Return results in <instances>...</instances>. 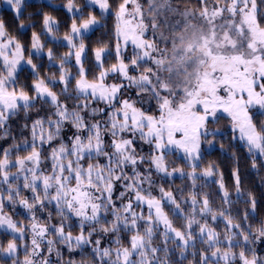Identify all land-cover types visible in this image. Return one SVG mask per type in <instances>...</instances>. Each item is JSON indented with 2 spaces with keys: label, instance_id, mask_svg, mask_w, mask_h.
I'll return each instance as SVG.
<instances>
[{
  "label": "snow or ice",
  "instance_id": "6c2138e0",
  "mask_svg": "<svg viewBox=\"0 0 264 264\" xmlns=\"http://www.w3.org/2000/svg\"><path fill=\"white\" fill-rule=\"evenodd\" d=\"M172 2L165 0V11L179 13L178 8L170 7ZM3 3L16 20L23 19L25 0ZM88 5L101 13L109 12L111 7L110 0H87ZM199 5L200 19L216 49L208 45L203 62L211 59L213 71L197 73L194 84L179 88L170 87L155 70L159 64L155 32L160 27L155 0H147V9L140 0H120L114 13L116 62L106 68L108 45L96 47L92 67L98 75L91 79L90 70L84 66V34L100 21L93 14L83 17L75 0H67L65 5L73 18L70 31L63 37L68 52L59 57L58 79L55 75L40 77V66L34 63L44 54L43 33L32 32V52L25 59V45L0 19V139L8 137L9 121L20 112L24 113V129L31 137H24L23 144L0 150V233L8 237L6 244L0 240V264H62L59 246L69 253H84L90 248L87 256L91 264H183L189 249H193V264H197V255L198 264H264V257L248 247L253 240L259 242L264 237V224L256 228L253 237L252 226H246L251 215L247 209L242 220L238 219L239 213L232 212L233 205L242 201L238 166L232 172L236 200L222 173L213 181L218 186L219 209L212 206L208 193L197 189L199 180L207 186L208 180L217 175L211 164L201 171L200 162L203 145L214 148L216 139L224 134L212 127L222 118L219 113L229 118L233 138L246 148L252 168L264 162V123L256 124L250 114L255 107L264 110V25L258 22L256 0H199ZM146 12L154 17L150 26ZM42 22L44 33L55 40L57 21L45 14ZM24 27L21 23L20 29ZM149 29L152 38L148 37ZM203 38L208 41L207 35ZM129 47L132 56L127 61L124 51ZM46 56L50 63L57 59L51 48ZM73 58L75 65L71 64ZM141 68L139 75L130 74ZM29 70L31 85L18 86L19 73ZM110 77L118 82L108 83ZM168 79L170 82L171 75ZM56 87L59 92L54 90ZM131 88L136 89V97L123 98ZM145 96L147 110L143 106ZM68 100L79 103L70 108ZM152 101L156 109L149 114ZM38 102L48 105L51 111L37 115L29 126L30 111L42 110L37 108ZM97 104L105 107H95ZM66 125L74 129L67 140L62 135ZM106 136L111 140L106 141ZM137 139L150 146L147 158L137 154ZM45 145L50 148L47 156ZM21 151L27 154H17L13 160L14 152ZM176 153L181 154L187 172L176 167L169 170L167 156ZM143 164L147 167L142 171ZM177 174L190 181L186 198L184 189L177 194L163 186ZM118 182L122 191L114 199ZM25 192L31 195H23ZM243 202L255 212L256 201L251 194ZM53 208L58 222H53ZM17 209L23 210L17 214L24 215L27 226L14 218ZM176 219L183 221L179 228L174 224ZM218 224H223V237ZM74 228L79 229L76 235ZM98 231L112 235L107 247L102 246L103 236L93 240ZM122 234L129 237L126 243ZM197 244L202 245L199 252ZM236 248L239 253L234 251ZM53 253L56 260L52 259ZM177 253L180 260L174 261L172 257ZM68 264L76 261L70 259Z\"/></svg>",
  "mask_w": 264,
  "mask_h": 264
},
{
  "label": "trees",
  "instance_id": "16d2710c",
  "mask_svg": "<svg viewBox=\"0 0 264 264\" xmlns=\"http://www.w3.org/2000/svg\"><path fill=\"white\" fill-rule=\"evenodd\" d=\"M61 1L60 5L66 4L67 0H52L51 2H58ZM211 2H215V0H211ZM120 3V0H110V13H108L105 17H102L99 12L96 10L93 11L92 8L86 7L84 0H75V5L80 6V9L83 11V17H87L89 14L96 15L97 18L101 21V24L95 28L93 31H91L89 34L84 35V43L86 45V60H85V68L89 69V79H91L93 76L98 75V72L92 67L95 63L94 57H93V50L96 47L108 45V55L106 56V59L104 61L105 67H110L113 63L116 62L115 59V40L113 38V29L115 24V16L114 13L116 11V7ZM155 3L158 4L156 6L157 9H162L161 5H166L165 0H155ZM177 8H188L191 9L194 12L200 11V5L199 0H173L171 3ZM257 8H258V22H260L262 25H264V0H256ZM47 14L53 17L55 21H57V28L58 31L54 33L59 38H63L65 34L69 32L70 25L72 23V18L69 16L64 9L61 7H55L53 4H46V3H26V6L23 10V19L22 20H16L14 18V14L11 13L7 9H0V19H3L4 23L7 25L8 30L11 34L17 35L18 38L21 40V42L25 45V59L28 57V53H30V43H31V34L32 32L36 33H43L42 30V19L43 16ZM159 16H163L159 13ZM149 19H153V14L148 15ZM80 22V21H77ZM21 23L24 24V29H20ZM23 34H20V33ZM41 42L44 44V50H48L51 48L53 50V53L57 59H54L55 61L50 63L45 56H40L37 59H34V63L39 65V75L42 78H51L53 75L56 76L58 79L59 72H58V65L60 63L59 57H62L65 55V53L68 52V48L66 45H63L61 42H55L48 40L46 37V34L43 33L41 36ZM71 64L74 65L71 61ZM72 71V74L75 75L76 69L72 67L70 69ZM27 83L28 85H31L32 83V74L29 71H21L19 73V80H18V86L21 84ZM75 81L73 80V85ZM55 91L59 92L60 88L56 87L54 89ZM31 94V93H30ZM61 101H64V97H61ZM68 106L71 108L74 104L79 103L78 101L74 100H68L66 101ZM95 107H105L103 104H97L94 105ZM37 108H42L40 112H37L36 109H32L29 113V126L31 123V120L36 118L37 115H47L51 109L48 105H41L39 102L37 103ZM147 110V109H145ZM150 113H155V109H152ZM264 115L259 114L254 117V122L256 124H261L262 118ZM99 119V117H97ZM106 119V117H105ZM24 123H25V116L23 112H20L17 117H14L11 121H9L10 126V132L7 138L0 139V150L6 149L9 147H14L17 144H23L24 137H28L30 140L31 137L29 135V132L24 129ZM74 129H72L71 125H66L65 131L62 133L64 138L67 140V138L72 134ZM127 135V134H126ZM15 137V139H13ZM106 141H110L111 137L106 136ZM54 144H58L59 141H54ZM136 148H137V154L138 155H144L147 158V154L151 151V148L149 145L144 144L142 141L137 139L136 141ZM45 153L44 155L47 156L48 152L50 151V148L48 145H45ZM26 155L27 153L21 151L19 153L13 154V160L15 159V155ZM203 159L200 162V170L202 171L204 168H206L208 165H212L214 168L217 169V176L222 173L224 183L230 192V195L233 200H236V193L234 189V181L232 177L233 170L238 166L239 168V174L241 178V196L242 201L239 203H235L232 207L233 215H236L239 213L238 219L242 220L245 214V210L251 214L249 216L247 224H250L252 226V235L255 237L257 235L256 228H258L261 224H264V166H261V163H258L257 168H252V161L251 157L249 156L246 148H244L243 145H241L239 142L232 140V137L230 136V133L227 132L223 134L222 137H219L215 141L214 148H210L209 150H203ZM167 162L169 164V170H171L172 167L176 168H183L185 172H187L189 169L185 166L183 161L177 157L176 155H169L167 156ZM87 163V161L85 162ZM92 163H95V160L92 161ZM47 167L50 169L51 165L50 162H47ZM141 170L143 171L147 165L143 164L140 166ZM13 172L15 169L12 170ZM130 171V169H129ZM153 179H157L155 176ZM157 183H162L161 181L157 180ZM166 190L171 189L177 194L181 189L185 190V198L187 197V190L190 187V181H187L185 179H182L179 174H177L174 179L168 180L167 183H164L163 185ZM197 189L201 193H208L212 200V206L216 209H219L221 207L220 199L217 197L216 193L218 190V186L213 183V181L208 180L207 186H205V181L199 180L197 182ZM122 191V188L120 187V183L118 182L116 185V191L114 192V199L119 195V192ZM156 195H159L158 192L155 193ZM249 194L255 198L256 201V208L255 212H252L251 206L248 203H244L243 201L249 200ZM23 195H31L29 192L23 193ZM116 203L119 204L120 201L117 199ZM167 210V209H166ZM17 213H23L22 209H17ZM13 213L14 217L17 219H20L24 222L28 223V220L24 218V215ZM45 217L47 216V213L43 214ZM254 217V218H253ZM53 222H58V217L55 215V210L53 208ZM108 219H111V216L108 217ZM174 224L176 227H181L183 224V221L180 219L174 220ZM99 227V226H98ZM217 230L221 237L224 236V227L223 224H218ZM79 233L78 228L73 229V235H76ZM124 235V241L125 243L129 239V237L125 234ZM97 236H103L104 239L102 240V246L107 247L108 243L111 239H113L111 234H103L101 232H97L96 235H94L93 240L97 238ZM8 237L0 233V240H3L6 244ZM62 254H63V261L62 264H68V261L70 259L75 260L76 264H91V258L87 256V252H90L91 249L88 248L85 250L84 253H81L80 251H76L73 253H69L66 248H63V246H59ZM169 247H172V245H169ZM202 245L197 244L196 245V251L199 252ZM250 249L254 248L256 252L259 254V256H264V237L260 238L259 242H256L253 240L252 243L248 245ZM189 257L187 260L183 262V264H193V257L190 255L193 251V249H189ZM23 257V253H21L20 259ZM53 260H56V256L53 253ZM174 261H179L180 257L177 253L172 257ZM22 260V259H21ZM195 260L198 264L199 256L197 255L195 257ZM8 264H11V261H8ZM239 264V263H237Z\"/></svg>",
  "mask_w": 264,
  "mask_h": 264
},
{
  "label": "rangeland",
  "instance_id": "374dc122",
  "mask_svg": "<svg viewBox=\"0 0 264 264\" xmlns=\"http://www.w3.org/2000/svg\"><path fill=\"white\" fill-rule=\"evenodd\" d=\"M52 0H25V3H46V4H53L55 7H61L64 11L72 17V13H69L65 5H60L61 1L58 2H51ZM85 5L87 4V0H84ZM140 2L145 6L147 9V0H140ZM156 4V3H155ZM76 8L80 9V6L75 5ZM158 6V4H156ZM87 7L92 8L93 6L88 5ZM168 5L161 7L162 9H158V12L163 15L159 16L158 23H160V27L156 29L155 36H156V43L154 44V48L156 49V55L159 57V64L156 66L155 70L159 72L160 78L169 83V86L175 87H183L187 83H195V74H203L212 72V63L213 61L209 59L208 63H204V59L208 56V45L212 44V37L211 34L208 32V29L205 26L203 20L200 19V11L194 12L188 8H178L180 10L179 13L175 11H165ZM172 9H177L173 4L170 5ZM0 9H7V6L3 3V0H0ZM81 10V9H80ZM97 12L100 13L102 17H105L107 13H101L98 8H95ZM82 11V10H81ZM83 12V11H82ZM184 12H187L188 15H183ZM148 13L146 12V19L149 21V26L151 25V21L153 19L148 18ZM154 18V17H153ZM98 19V18H97ZM99 20V19H98ZM43 21V19H42ZM100 21V20H99ZM162 22V23H161ZM79 23V22H78ZM101 24V21L98 25L94 26L89 32L85 33L84 35L89 34L95 28H97ZM71 26V25H70ZM42 30L43 29V22H42ZM70 31V29H69ZM46 34V33H45ZM55 35V34H54ZM208 36V41L205 42L203 36ZM48 40L61 42L65 45L63 38H59L55 35L56 39L52 40L46 34ZM148 37L152 38L151 29H149ZM217 39L219 40V33H217ZM214 50L215 45L212 44ZM32 52V49H30ZM48 50H44V54L41 56H46ZM163 56H160V54ZM124 56L127 61H130L132 56L131 47L127 48L124 51ZM53 60L52 62H54ZM51 62V63H52ZM72 63L75 65V59H72ZM219 67V66H218ZM162 68H168V71L161 70ZM143 71V68L139 69L138 71L133 70L130 72L132 75H139L140 72ZM171 75V81L169 82V76ZM118 82L114 78L110 77L108 83ZM132 96L133 98L136 97V89L131 88L124 92V97ZM139 106V105H137ZM144 109L149 108L148 104V97L145 96L144 98ZM152 109H156L155 101H152ZM153 114V113H149ZM250 114L255 117L259 114L264 115V110L259 109L258 107L252 108ZM222 118L219 122L212 126L213 130L219 128L224 134L229 132L232 140L239 142L238 139L233 138V133L231 130V124L229 118L223 114L219 113ZM264 123V117L262 118L261 124ZM238 136V134H237ZM240 143V142H239ZM241 144V143H240ZM242 145V144H241ZM209 150L210 147L207 144L203 145V150ZM177 157L180 158L179 153L175 154ZM264 163V162H262ZM15 172V171H14ZM219 177L213 176L209 180L216 181ZM17 213V211H16ZM15 218V217H14ZM17 222L23 223L27 226V222H24L20 219L15 218ZM236 253H239L240 249H234ZM45 254H47L45 252ZM210 254V253H209ZM264 257V256H262ZM53 258V255H52ZM23 260V257H21ZM239 263V261H237Z\"/></svg>",
  "mask_w": 264,
  "mask_h": 264
}]
</instances>
